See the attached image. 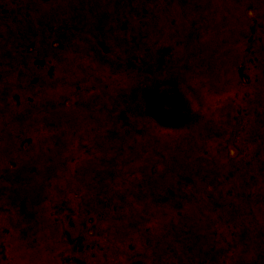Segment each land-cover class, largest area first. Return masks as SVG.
Returning a JSON list of instances; mask_svg holds the SVG:
<instances>
[{
	"label": "rangeland",
	"instance_id": "rangeland-1",
	"mask_svg": "<svg viewBox=\"0 0 264 264\" xmlns=\"http://www.w3.org/2000/svg\"><path fill=\"white\" fill-rule=\"evenodd\" d=\"M0 264H264V0H0Z\"/></svg>",
	"mask_w": 264,
	"mask_h": 264
}]
</instances>
